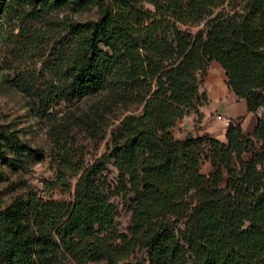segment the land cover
Wrapping results in <instances>:
<instances>
[{
  "label": "trees",
  "instance_id": "trees-1",
  "mask_svg": "<svg viewBox=\"0 0 264 264\" xmlns=\"http://www.w3.org/2000/svg\"><path fill=\"white\" fill-rule=\"evenodd\" d=\"M11 0H0V10ZM43 8L83 0H32ZM96 21L77 23L63 85L44 101L73 100L103 87L133 96L139 115L126 116L110 152L89 166L61 162L78 177L70 202L30 194L3 207L0 200V261L6 264H55L62 245L69 253L86 244L95 258L124 262L140 246L150 264H264V0H246L242 13L215 9L226 0H94ZM171 20L173 21L171 23ZM174 21L196 25L195 32ZM108 47L111 53L101 49ZM211 62L220 64L230 90L249 112L262 107L253 133L238 121L226 129V141L209 135L175 139L172 128L190 110L206 103L199 91ZM27 149L18 139L0 143ZM202 158L212 170L200 171ZM112 160L134 194L131 236L112 246L102 234L113 228L115 207L98 183L105 161ZM248 223L245 226V223ZM60 241L63 244H60Z\"/></svg>",
  "mask_w": 264,
  "mask_h": 264
},
{
  "label": "rangeland",
  "instance_id": "rangeland-1",
  "mask_svg": "<svg viewBox=\"0 0 264 264\" xmlns=\"http://www.w3.org/2000/svg\"><path fill=\"white\" fill-rule=\"evenodd\" d=\"M83 1L82 8L75 9L70 3L43 8L32 0H11L7 8L0 10V143L5 145L7 139L16 138L27 146L19 152L5 146L10 161L0 158L3 207L30 194L45 200L72 201L78 177L68 172L65 176L68 184H63L61 162L67 159L73 166L92 165L110 152L123 119L142 111V104L133 96L115 90L109 81L100 89L73 100L53 102L50 106L44 101L47 92L63 85L66 79L68 54L75 39L73 25L100 17L97 1ZM139 1L141 9L156 12L149 0ZM245 3L246 0H226L215 13H242ZM204 23L189 25L174 21V26L189 27L195 32ZM100 47L111 53L103 44ZM203 82L204 75L199 84L200 93L205 92ZM256 111L262 114L263 108ZM202 115L190 110L172 128L173 137L185 140L187 132L193 138L202 134L200 131L206 126ZM214 116L212 113L208 119L215 121ZM189 120L190 127L184 126ZM102 167L98 183L115 207L113 228L102 237L117 247L131 236L134 194L121 190L122 184L130 187L128 177L120 179L112 160L105 161ZM211 170L208 160L202 158L200 171L208 174ZM65 247L63 244L55 264H108L106 257L91 256L85 243L75 245L72 253ZM124 262L150 264L147 250L140 246ZM0 264L6 263L0 261Z\"/></svg>",
  "mask_w": 264,
  "mask_h": 264
},
{
  "label": "crops",
  "instance_id": "crops-1",
  "mask_svg": "<svg viewBox=\"0 0 264 264\" xmlns=\"http://www.w3.org/2000/svg\"><path fill=\"white\" fill-rule=\"evenodd\" d=\"M203 88L207 101L199 108V112L203 114L202 123H206V126L202 128L200 131L202 134L199 136L206 135L205 132H209V136L220 141H226L225 134L228 125L225 124L223 119H218L217 115L229 118L231 121H238L245 133H253L257 116L260 114L257 111L249 112L245 100L238 98L230 90L226 83L225 72L217 62H211L207 67ZM212 113L215 115L213 118L217 121L208 119V116ZM183 124L190 127L191 122L189 120Z\"/></svg>",
  "mask_w": 264,
  "mask_h": 264
},
{
  "label": "built area",
  "instance_id": "built-area-1",
  "mask_svg": "<svg viewBox=\"0 0 264 264\" xmlns=\"http://www.w3.org/2000/svg\"><path fill=\"white\" fill-rule=\"evenodd\" d=\"M217 118H218V119H223L224 122H225V124H227V125L231 122V120H230L229 118H223V117L220 116V115H217Z\"/></svg>",
  "mask_w": 264,
  "mask_h": 264
},
{
  "label": "water",
  "instance_id": "water-1",
  "mask_svg": "<svg viewBox=\"0 0 264 264\" xmlns=\"http://www.w3.org/2000/svg\"><path fill=\"white\" fill-rule=\"evenodd\" d=\"M192 138H193L192 133L191 132H187L186 135H185V140H190Z\"/></svg>",
  "mask_w": 264,
  "mask_h": 264
}]
</instances>
